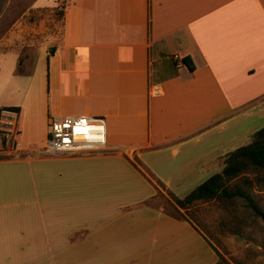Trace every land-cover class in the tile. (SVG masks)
I'll return each instance as SVG.
<instances>
[{"label": "crops", "instance_id": "crops-1", "mask_svg": "<svg viewBox=\"0 0 264 264\" xmlns=\"http://www.w3.org/2000/svg\"><path fill=\"white\" fill-rule=\"evenodd\" d=\"M61 10L59 39L30 70L0 71V99H14L0 107L19 109L13 147L0 137V264H215L209 237L153 202L158 185L183 198L264 126V0ZM80 115L103 119L105 144L46 154L50 119Z\"/></svg>", "mask_w": 264, "mask_h": 264}, {"label": "rangeland", "instance_id": "rangeland-1", "mask_svg": "<svg viewBox=\"0 0 264 264\" xmlns=\"http://www.w3.org/2000/svg\"><path fill=\"white\" fill-rule=\"evenodd\" d=\"M37 1L0 0V71L3 73H8L10 66H13L12 72L29 71L38 53L53 45L61 35L62 10L56 0ZM7 76L0 75V78ZM0 100L11 102L14 99ZM49 171L48 199L57 200L59 168L50 166ZM256 175L248 166L244 172L230 178L226 187L230 192L240 188L259 212L239 196L198 200L180 208L161 185L153 204L170 214L191 219L222 253H219L224 259L222 264H264V187L254 183ZM71 213V209H63V216H71Z\"/></svg>", "mask_w": 264, "mask_h": 264}, {"label": "built area", "instance_id": "built-area-1", "mask_svg": "<svg viewBox=\"0 0 264 264\" xmlns=\"http://www.w3.org/2000/svg\"><path fill=\"white\" fill-rule=\"evenodd\" d=\"M71 0H56L62 9ZM173 59L179 55L173 54ZM158 87L153 93H158ZM18 110L3 107L0 110V137L5 148L13 147L17 135ZM106 142L105 123L100 117L65 116L51 118L47 126L44 151L48 155H60L71 152H85L99 149Z\"/></svg>", "mask_w": 264, "mask_h": 264}, {"label": "trees", "instance_id": "trees-1", "mask_svg": "<svg viewBox=\"0 0 264 264\" xmlns=\"http://www.w3.org/2000/svg\"><path fill=\"white\" fill-rule=\"evenodd\" d=\"M182 62H184L190 70L193 69L192 61L187 56L182 58ZM2 108L3 107H0V110ZM9 108L19 110L18 107L14 106H9ZM248 166L252 167L258 174L254 177V183L259 187H264V126L253 134V139L250 143L238 147L225 155L223 158V167L220 172L209 176L183 198H177L171 192H168L171 194L176 205L180 208L198 200L206 201L221 196L230 199L234 196H239L245 199L253 210L259 212L250 197L240 188L236 187L234 191L230 192L226 187L230 178L236 177L238 174L244 172ZM171 215L176 216L174 214ZM262 216L264 219V215ZM218 256L219 259L215 264H222L224 259L220 254Z\"/></svg>", "mask_w": 264, "mask_h": 264}]
</instances>
